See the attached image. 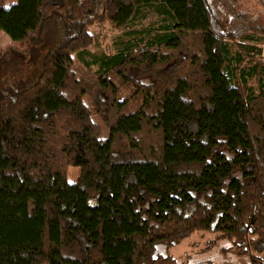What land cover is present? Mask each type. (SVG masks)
Segmentation results:
<instances>
[{
	"label": "trees",
	"instance_id": "16d2710c",
	"mask_svg": "<svg viewBox=\"0 0 264 264\" xmlns=\"http://www.w3.org/2000/svg\"><path fill=\"white\" fill-rule=\"evenodd\" d=\"M1 2L21 46L0 48V71L47 48L0 84V264H188L167 250L194 231L264 264V23L249 7ZM148 11L158 20L136 28ZM106 23L123 36L76 74Z\"/></svg>",
	"mask_w": 264,
	"mask_h": 264
},
{
	"label": "rangeland",
	"instance_id": "374dc122",
	"mask_svg": "<svg viewBox=\"0 0 264 264\" xmlns=\"http://www.w3.org/2000/svg\"><path fill=\"white\" fill-rule=\"evenodd\" d=\"M14 0H2V5L7 6ZM237 4H241L243 7H249L251 13L256 18L257 22L264 23V7L257 4L255 0H237ZM158 17L152 11L146 13V17L141 19L136 28L147 26L149 23H155ZM93 36H95L93 43L87 48L86 53L77 54L74 53L73 57V71L79 74L84 66V61H89L94 56H98L104 53H110L114 50L115 41L123 36V29H117L106 23L102 26L92 25L90 27ZM262 48L264 55V38L262 40ZM17 47L21 45L18 42L11 41L9 37L0 31V48L5 49L7 47ZM47 48V40L39 42L33 47L28 58L24 56L23 52L17 51L16 57L17 63L12 67L4 69V65H1L0 71V84L3 82H10L14 78L28 74L38 66L39 55H41ZM24 49V48H23ZM22 49V50H23ZM20 50V49H19ZM6 66V65H5ZM90 69L95 70V65H90ZM92 119L97 122L101 127V134H106V128L101 123L97 115L93 114ZM79 174L78 167H68L66 171V180L73 182L77 179ZM213 238V234L207 231H194L187 238L183 239L180 243L169 248L167 252L174 256L178 261H186L188 264H242L245 257H239L232 252L224 251L228 245V241L225 239L216 240L210 244V240ZM207 246L209 248H207Z\"/></svg>",
	"mask_w": 264,
	"mask_h": 264
}]
</instances>
